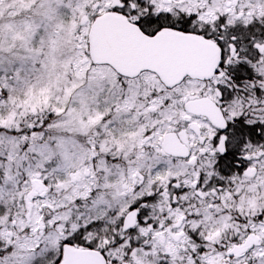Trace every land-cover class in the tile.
<instances>
[{"label":"snow or ice","instance_id":"obj_1","mask_svg":"<svg viewBox=\"0 0 264 264\" xmlns=\"http://www.w3.org/2000/svg\"><path fill=\"white\" fill-rule=\"evenodd\" d=\"M0 264H264V0H0Z\"/></svg>","mask_w":264,"mask_h":264}]
</instances>
